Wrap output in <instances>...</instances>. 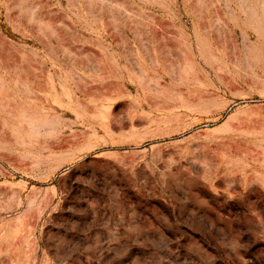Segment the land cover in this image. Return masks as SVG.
<instances>
[{
  "label": "rangeland",
  "instance_id": "rangeland-1",
  "mask_svg": "<svg viewBox=\"0 0 264 264\" xmlns=\"http://www.w3.org/2000/svg\"><path fill=\"white\" fill-rule=\"evenodd\" d=\"M0 264H264V0H0Z\"/></svg>",
  "mask_w": 264,
  "mask_h": 264
}]
</instances>
